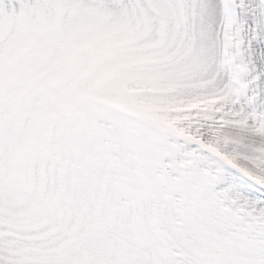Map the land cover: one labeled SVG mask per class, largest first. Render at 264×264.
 <instances>
[{"label": "snow or ice", "instance_id": "1", "mask_svg": "<svg viewBox=\"0 0 264 264\" xmlns=\"http://www.w3.org/2000/svg\"><path fill=\"white\" fill-rule=\"evenodd\" d=\"M0 264H264V0H0Z\"/></svg>", "mask_w": 264, "mask_h": 264}]
</instances>
